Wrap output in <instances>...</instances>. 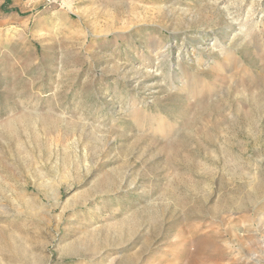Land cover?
Here are the masks:
<instances>
[{
  "label": "rangeland",
  "instance_id": "obj_1",
  "mask_svg": "<svg viewBox=\"0 0 264 264\" xmlns=\"http://www.w3.org/2000/svg\"><path fill=\"white\" fill-rule=\"evenodd\" d=\"M200 242L264 264V0H0V264Z\"/></svg>",
  "mask_w": 264,
  "mask_h": 264
},
{
  "label": "bare ground",
  "instance_id": "obj_2",
  "mask_svg": "<svg viewBox=\"0 0 264 264\" xmlns=\"http://www.w3.org/2000/svg\"><path fill=\"white\" fill-rule=\"evenodd\" d=\"M222 46V45H221ZM160 55V54H159ZM161 57H163L161 55ZM169 74V73H168ZM181 93L186 91V87L182 86L180 88ZM206 239V238H205ZM203 240V238H202ZM205 244V243H204ZM215 252V251H214ZM213 253V252H212ZM216 253V252H215ZM213 255V254H212ZM211 250L203 245L202 242L195 243L193 245V251L186 254L183 264H206L208 259L212 256ZM220 255V254H219ZM252 256V255H251ZM215 257V256H214ZM245 259V258H244Z\"/></svg>",
  "mask_w": 264,
  "mask_h": 264
}]
</instances>
